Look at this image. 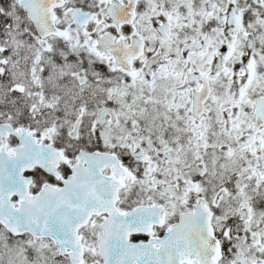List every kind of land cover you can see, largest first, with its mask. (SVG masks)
<instances>
[{
  "label": "snow or ice",
  "instance_id": "1",
  "mask_svg": "<svg viewBox=\"0 0 264 264\" xmlns=\"http://www.w3.org/2000/svg\"><path fill=\"white\" fill-rule=\"evenodd\" d=\"M0 264H264V0H0Z\"/></svg>",
  "mask_w": 264,
  "mask_h": 264
}]
</instances>
